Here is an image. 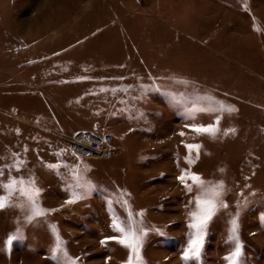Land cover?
Returning a JSON list of instances; mask_svg holds the SVG:
<instances>
[{"label":"rangeland","instance_id":"obj_1","mask_svg":"<svg viewBox=\"0 0 264 264\" xmlns=\"http://www.w3.org/2000/svg\"><path fill=\"white\" fill-rule=\"evenodd\" d=\"M61 128L111 132L119 151L78 157ZM0 170V184L34 178L54 210L0 209V264H125L109 238L129 212L144 264H228L233 219L242 264H264V0H0ZM185 170L222 183L227 204L198 262L182 259L199 192Z\"/></svg>","mask_w":264,"mask_h":264},{"label":"snow or ice","instance_id":"obj_2","mask_svg":"<svg viewBox=\"0 0 264 264\" xmlns=\"http://www.w3.org/2000/svg\"><path fill=\"white\" fill-rule=\"evenodd\" d=\"M220 108L222 110H233L230 106H225L223 103H220ZM200 110H208L207 108H202ZM218 120L216 124H218ZM194 130L197 133H204L211 136H215L218 132V127L214 125L208 126H193ZM183 135V133H181ZM189 152L193 150L196 151L198 159L200 145L188 144L186 145ZM188 162L194 163L195 161L189 157L187 158ZM22 161H18L17 164L13 165L17 171L20 170ZM50 168H58L59 165H48ZM0 176H3V170H0ZM74 176L78 177L79 173L74 172ZM178 179L185 185V188L188 192L192 191V186L187 183L188 180H191L193 184L197 186L199 192L195 198V209L190 213V222L188 227L190 229L189 239L187 247L185 248L182 259L185 262L188 261H199L201 256V250L203 247L204 237L207 234V228L209 222L212 220L213 216L217 213L220 208H226L227 204L222 200L223 195V184H211L202 179L201 176L195 173H190L185 170ZM6 193V195L0 196V209L8 206L13 197H16L17 200H23L24 202L19 204L20 207L25 208L28 212L26 219L31 221L37 217H41L47 214L48 211L40 206L39 196L42 189L36 186L34 178L25 180L23 177H13L9 182L5 184H0ZM77 187H81L77 184ZM88 187H91L89 185ZM130 195V194H129ZM81 194L77 191L72 192V199L68 201L69 203L75 202V200L80 199ZM126 204L127 201H124ZM191 203V201H190ZM143 212L137 213L138 216H143ZM141 222L136 221L132 213L129 212L128 219L122 221L119 217L113 216L112 227L113 230L119 233L116 237H110L109 239L116 240L118 243L129 249V257L125 264H144L143 258L141 256V249L143 246V237L146 235V232L142 227L139 226ZM231 227V235L229 240L234 242V248L229 254L225 257L228 261V264H242V243L238 235V223L236 219H233ZM53 232L56 231L55 226H52ZM18 238V233L10 235L7 243H11L13 240ZM64 241L57 239L55 250L56 252H62L65 257H67L66 251L63 250ZM103 243V241H102ZM66 264H76L74 258L67 257Z\"/></svg>","mask_w":264,"mask_h":264},{"label":"built area","instance_id":"obj_3","mask_svg":"<svg viewBox=\"0 0 264 264\" xmlns=\"http://www.w3.org/2000/svg\"><path fill=\"white\" fill-rule=\"evenodd\" d=\"M71 152L83 158H109L119 151V146L111 132L96 134L80 131L67 138Z\"/></svg>","mask_w":264,"mask_h":264},{"label":"crops","instance_id":"obj_4","mask_svg":"<svg viewBox=\"0 0 264 264\" xmlns=\"http://www.w3.org/2000/svg\"><path fill=\"white\" fill-rule=\"evenodd\" d=\"M52 67H53V66H52ZM48 81H49V80L45 79L43 84H44V85H48V84H49V86H50V84H51L52 82H50V81L48 82ZM47 88H48V87H47ZM60 99H61V98H60ZM85 129H89V128H85ZM65 130H66L65 128H61V132H62V133H65V134H68V135L70 134V135H71V133H72V134H75L76 131H78L79 129H74V130L69 131V132H71V133H68V132L65 131ZM67 130H69V129H67Z\"/></svg>","mask_w":264,"mask_h":264},{"label":"bare ground","instance_id":"obj_5","mask_svg":"<svg viewBox=\"0 0 264 264\" xmlns=\"http://www.w3.org/2000/svg\"><path fill=\"white\" fill-rule=\"evenodd\" d=\"M35 45H37V44H35ZM35 45H34V46H35ZM38 45H39V44H38ZM41 47H42V46H41ZM16 54H17V53H16Z\"/></svg>","mask_w":264,"mask_h":264}]
</instances>
